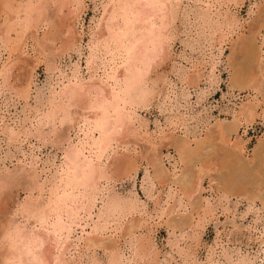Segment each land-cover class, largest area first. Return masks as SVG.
<instances>
[{"label": "rangeland", "instance_id": "rangeland-1", "mask_svg": "<svg viewBox=\"0 0 264 264\" xmlns=\"http://www.w3.org/2000/svg\"><path fill=\"white\" fill-rule=\"evenodd\" d=\"M0 3L2 7L3 3ZM56 3L47 4V10L43 15L46 19L43 28L45 33H48L50 41L45 46L38 47L31 37L28 41L29 56L26 58L13 50L12 46L7 45L6 36H3L2 30L5 22L7 23L8 18L13 14L5 16V12L0 7V42H3L0 43V74L5 67L2 72L4 78L2 76L0 78V83L2 82L3 85L0 87V178L4 182L0 183V233L3 227L9 225L10 220L14 223L18 222L19 218L14 214L15 210L19 203L31 197L29 195L34 176L41 174L42 171L47 173V170L51 168L52 160L55 157L57 158L55 162L59 160L63 149L67 148L69 143L77 142L75 134L67 131V123H63L58 130L61 140L70 138L62 144L56 141L54 134V137L53 135L49 137L50 139L45 136L49 131L48 126H43L44 132L40 134L42 137L34 138L30 135L27 137L23 134L25 130L31 128L29 120L32 119L33 113L30 111L33 108L44 110L41 104H45L49 98L52 85L50 78H46L47 74L54 73L53 78H56L58 70L61 69L71 73L72 64L78 61V55L74 50H68L67 55L59 59L67 46L66 41H72L74 35L71 33L67 37L64 35L63 23L70 28L73 24L64 17H70L68 9L63 8L60 13L58 11L60 2L58 5ZM85 4L80 20L82 25L79 27L75 25L79 32L80 30L88 32L87 28L90 27L92 18L99 15V11L95 10L91 1L85 0ZM167 4L168 0H164V5L167 6ZM206 9L207 6L201 0H173L165 30L166 41L170 39V49L165 48L154 61L153 71L147 79L152 92L147 95V100L139 105L140 108L136 109L137 124L141 126L139 132L143 136L146 135V139L137 141L136 146L129 144L126 150L115 149L106 161L109 166V176L112 179L104 184L105 193H115L124 198L135 199L134 213H132L136 216L145 215L152 224L157 223L151 228L136 231L134 235L142 241L146 250L145 254L130 248L131 240H121L120 248L117 249L120 260L117 261L118 264H264V245L260 243L264 239V204L260 201V198L264 200V182H261L264 181V168H262L264 165L261 167L258 159L252 160L258 141H264V104L261 102V96L264 95V82L260 89L263 94L259 93V95L253 91L251 85L247 84L248 88L243 89L232 88L230 85L232 69L230 66L243 62L239 44L244 40L250 41L256 38L255 45L261 46L264 50V0H231L228 4L221 2L219 13H228V16L236 18V21L232 33L222 46L220 55L216 49H211V52L208 50L217 36L214 34L216 24L210 21L212 18L216 19L215 15H211L212 17L206 22H202L196 19L191 11L198 10L201 13ZM86 32L82 35V41L80 40L78 69L80 76L84 79L89 77L84 68L85 44L88 41ZM40 33L43 32L38 29V39L41 38ZM50 34L53 35L52 38ZM51 40H55L54 44ZM198 74H203V77H197ZM254 74H257V70ZM53 80L52 84L57 82L56 79ZM187 81L191 83V86L186 85ZM92 82L98 81L89 83ZM54 86L57 88L55 84ZM92 89L91 93H87L77 102L74 111L77 112L78 107L80 111L86 106L85 104L91 101L93 103L101 98L102 89H96V87ZM217 93H219V99H216ZM79 104L82 105L79 106ZM252 104L258 107L252 111L248 121H242L237 132H232L230 138L232 141L237 140L242 143L243 160L247 162L248 171H251L255 177L252 185L247 186V189L249 188L248 191L251 193H256L258 199L257 197L254 198L255 200L248 199L247 195L227 196L216 190V187L221 186L219 183L224 178L223 175L225 176L224 170L218 171L224 149L217 141L214 142V150L211 148L205 150L199 158L201 162L207 159L209 163L206 166L210 169L201 186L193 188L194 193L190 199L201 201L205 213H200L191 228L184 227L180 230L173 228L172 230L167 227L164 223L167 217L175 216L178 212L189 209V206L188 201L181 196L182 194L180 195L178 188L166 183L172 181L173 175L179 178L183 171L190 173V178L194 177L196 175L194 165L200 163L195 157L190 158L191 163L181 162L178 142L187 138L191 149L195 148L196 141L202 140L205 141V145H209L211 142L209 140L215 141L218 137L219 124H231L247 105ZM8 129L21 133L18 141L6 138ZM127 140L132 142L133 136L124 139V141ZM151 142L153 145L155 143V146H152ZM133 150L140 157L139 165L134 175L125 177L123 168H119L125 166L127 155L132 156ZM155 159L160 162L168 175V178L163 180V185L156 183L153 178L154 168L147 164V161L151 164ZM35 168H37L36 171H34ZM152 182L155 185L151 186ZM255 182L259 184L260 189L257 190ZM31 194L37 195V190H33ZM204 200L211 203H207V206ZM38 202L41 203V200ZM96 202L100 204L99 200ZM208 208L211 210H207ZM128 217L131 218L130 215ZM25 220L26 218L23 219ZM34 220L35 218L25 222L28 228L41 227V224H35ZM234 227L238 230L235 231ZM107 230L114 232L113 228ZM116 230L121 236L123 230ZM108 231L103 238L110 236L111 232ZM76 236H80L79 228H76L73 234L71 233L72 241H76L74 240ZM78 243L81 246L83 241ZM8 248L10 246L0 236V264L7 263ZM134 252L136 256L133 255ZM71 254L75 261L73 264H87L94 258L105 264L108 259V253L102 249L87 252L77 248L71 250ZM80 255L83 257L81 260H79Z\"/></svg>", "mask_w": 264, "mask_h": 264}, {"label": "bare ground", "instance_id": "bare-ground-1", "mask_svg": "<svg viewBox=\"0 0 264 264\" xmlns=\"http://www.w3.org/2000/svg\"><path fill=\"white\" fill-rule=\"evenodd\" d=\"M88 1L94 4L99 15L92 18V23L87 28L88 32L85 31L88 33V35L86 34L88 41L85 44L84 68L89 75L86 79L82 78L78 71L80 40L85 32L84 30L79 32L76 29V26L82 25L80 20L86 6L85 0L0 1L3 3L0 7L5 12V16L13 14L8 18L7 23L5 22L2 34L4 37L6 36L7 45L12 46V49L18 51L19 55L25 56V58L29 56L28 41L31 37L38 47H43L50 41L48 33H45L43 28L46 23L43 15L47 10V4H51V2L54 4L57 2V5L60 2V7H58L60 13L63 8H67L70 17H64L73 24L70 28L69 25L63 23L64 35L67 37L71 33L74 37L72 41L64 43L67 46L64 45L66 48L64 47L63 54L59 56V59L61 56L67 55L68 50H74L78 55V61L73 63V68L70 69L71 73H66L61 69L58 70L56 78H53L55 77L54 73L47 74L46 78H50L52 85H50L49 98L45 104L40 103L41 106H44V110L33 108L30 111L33 113L32 119L29 120L31 128L23 133L27 137L29 135L34 138L42 137L40 134L44 132L43 126H48L49 131L45 136L49 138L54 134L55 137L54 135L53 137L56 138V141L62 144L64 141H69L70 138L61 140L58 130L63 123H67V131H72L75 134L77 142L75 144L67 142L69 145L63 149L61 158L56 162V157L52 160L51 168L47 170V173L42 171L41 174L34 176L29 195L31 197L19 203L15 210L14 214L19 218L18 222L14 223L10 220L9 223L7 222L9 225L3 227L0 236L10 246L6 252V264H73L75 261L71 250L77 248L87 252L102 249L108 253L105 264H116L119 260L117 249L120 248L121 240H131L130 248L145 254L146 250H144L142 241L135 238L134 235L142 228L148 229V227L151 228L157 224H152L145 215L136 216L133 214L135 199L124 198L115 193L107 194L104 184L112 179L109 176V166L106 162L110 153L117 148L126 150L129 144L136 146L137 141L146 139V135L143 136L139 132L141 126L137 124L136 109L147 100V95L152 92V88L147 84V79L153 71L154 61L165 48L170 49V39L166 41L167 32L165 30L173 0H168L167 6L164 5V0ZM23 2H25L24 5ZM201 2L207 6L205 12L191 11L194 13V17L202 22H206L212 17L211 15H215L216 19L212 18L210 21L212 20L216 24L214 34L217 36L214 38L216 40L213 39L214 42L210 44L208 50L211 52V49H216L220 55L224 42L233 31L236 18L228 16V13H219V11L221 2L228 4L231 0H221V2L220 0H201ZM38 29L43 32L40 33V39L37 35ZM254 39L244 40L239 44L243 62H235L234 66H230L232 67L230 85L232 88L239 87L241 89L251 85L253 91L259 95V93L263 94L260 89L264 82V50L261 46L255 45L256 40ZM53 41L52 44H54ZM213 56L216 57V55ZM198 70L195 72H199ZM255 70H257V74H254ZM3 71L1 70L0 78L4 76ZM197 77L202 78L203 74H198ZM53 79L57 80L54 83L57 88L52 84ZM91 81L98 82L89 83ZM190 84L188 81L186 82L188 87L191 86ZM2 86L1 82L0 87ZM47 86L49 87V84ZM93 87L102 89L101 98L93 103L91 101L85 104L86 106L80 111H78L80 107L77 112L74 111L77 102L82 100L81 98L87 93H91ZM261 97V102L264 104V95ZM256 107H258L256 104L247 105L231 124H219L217 139L209 140L211 142L209 145L206 144L207 147H205V141L202 140L201 142L196 141L193 149H191L190 141L187 138L178 142L181 162L191 163V159L195 157L200 163L194 165L196 174L194 177L190 178V173L183 171L179 178H175L173 175L172 181L166 183L178 188L180 195L182 194L181 196L188 201L189 206V209H185L181 213L178 212L175 216L167 217L164 222L167 227L172 230L191 228L200 213H205L201 201L190 199L194 193L193 188L201 186L210 169L206 166L209 163L207 159L205 158L206 160L201 162L199 158L205 150L215 148L214 142L217 141L224 149L223 158L219 157L222 160H219L221 164L218 171L224 170L225 176L223 175L224 178L219 183L221 186L218 185L216 190L227 196L247 195L248 199L253 200L255 197L258 199L256 193H251L248 191L249 188L247 189V186L252 185L255 177L251 171H248L247 162L243 160L242 143L237 140L232 141L230 138L232 132H237L243 120L248 121L247 119L252 116V111H255ZM6 134L7 139L18 141L21 133L8 129ZM129 136H133V141H124ZM151 143L152 146H155V143L154 145L153 142ZM132 153V156L127 155L125 166L119 168H123L124 173H122L125 177L134 175L139 165L140 157L135 150ZM253 159L256 161L258 159L261 162L259 163L261 167L264 165V141H258L253 151ZM147 164L154 168L153 178L157 184H162L163 180L168 178L158 160L155 159L151 164L147 161ZM117 171L119 172L118 169ZM256 174L258 175V173ZM251 178L253 179L251 180ZM1 182L4 183L2 178H0ZM153 185L155 184L152 182L151 186ZM258 185L256 184L257 190L260 189ZM33 190H37V195L31 194ZM200 191L202 190L200 189ZM38 200H41V203ZM98 200L100 201L99 205L96 202ZM204 201L205 205L209 203L207 200ZM260 201L264 204L262 198ZM128 215L131 216L130 219ZM25 218L26 220L23 221ZM33 218H35V224H41L40 228H28L25 222ZM123 221L125 222L123 223ZM195 227L197 226L195 225ZM76 228H79L80 236H76L74 239L76 241H72L71 233L73 234ZM111 228L114 232L110 230ZM234 228L236 231L237 228ZM116 229L123 230L121 236L118 235ZM107 231L111 232L110 236L103 238ZM260 233L263 235L262 232ZM249 234L251 233L249 232ZM78 241H83V244L80 246ZM260 243L264 245V239ZM133 255L136 256L135 252ZM87 264H103V262L94 258Z\"/></svg>", "mask_w": 264, "mask_h": 264}, {"label": "snow or ice", "instance_id": "snow-or-ice-1", "mask_svg": "<svg viewBox=\"0 0 264 264\" xmlns=\"http://www.w3.org/2000/svg\"><path fill=\"white\" fill-rule=\"evenodd\" d=\"M91 13H89V15H90ZM41 71H42V69H41ZM216 99H219V93H217V95H216ZM141 175H142V173H141ZM129 187H131V185H129ZM161 235H163V233H161Z\"/></svg>", "mask_w": 264, "mask_h": 264}]
</instances>
